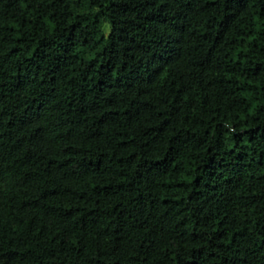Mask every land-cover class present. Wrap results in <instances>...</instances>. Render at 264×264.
<instances>
[{"label":"trees","instance_id":"trees-1","mask_svg":"<svg viewBox=\"0 0 264 264\" xmlns=\"http://www.w3.org/2000/svg\"><path fill=\"white\" fill-rule=\"evenodd\" d=\"M0 264H264V0H0Z\"/></svg>","mask_w":264,"mask_h":264},{"label":"rangeland","instance_id":"rangeland-1","mask_svg":"<svg viewBox=\"0 0 264 264\" xmlns=\"http://www.w3.org/2000/svg\"><path fill=\"white\" fill-rule=\"evenodd\" d=\"M105 31H106V32H108V31H109V29H108V28H106V29H105Z\"/></svg>","mask_w":264,"mask_h":264}]
</instances>
